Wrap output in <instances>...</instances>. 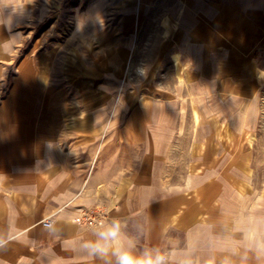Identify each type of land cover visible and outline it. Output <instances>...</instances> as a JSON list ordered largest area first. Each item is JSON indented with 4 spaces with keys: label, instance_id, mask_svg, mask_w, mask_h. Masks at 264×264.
<instances>
[{
    "label": "crops",
    "instance_id": "crops-1",
    "mask_svg": "<svg viewBox=\"0 0 264 264\" xmlns=\"http://www.w3.org/2000/svg\"><path fill=\"white\" fill-rule=\"evenodd\" d=\"M91 209L264 264V0H0V264H82L43 222Z\"/></svg>",
    "mask_w": 264,
    "mask_h": 264
},
{
    "label": "clouds",
    "instance_id": "clouds-1",
    "mask_svg": "<svg viewBox=\"0 0 264 264\" xmlns=\"http://www.w3.org/2000/svg\"><path fill=\"white\" fill-rule=\"evenodd\" d=\"M45 231L54 242H59L66 251L73 252L81 259L82 264H201V257L196 255L198 241H189L183 249L160 250L151 248L142 254H136V241L125 234L122 222L118 218L97 223L91 229L94 239L85 237L62 238L58 234L57 222L48 220L43 222ZM20 242L15 233L0 235V253L6 252L11 244ZM43 255L49 257L48 264H59L62 260L51 249ZM204 264H215V258H209ZM221 264H229L225 258Z\"/></svg>",
    "mask_w": 264,
    "mask_h": 264
},
{
    "label": "built area",
    "instance_id": "built-area-1",
    "mask_svg": "<svg viewBox=\"0 0 264 264\" xmlns=\"http://www.w3.org/2000/svg\"><path fill=\"white\" fill-rule=\"evenodd\" d=\"M107 219V214L102 209L86 210L82 213L81 217L77 219V222L84 226H95L99 222H103ZM45 226V224L43 223ZM46 227V226H45Z\"/></svg>",
    "mask_w": 264,
    "mask_h": 264
}]
</instances>
